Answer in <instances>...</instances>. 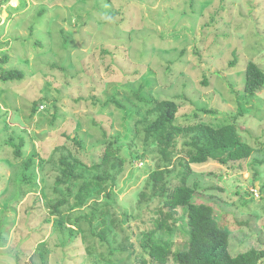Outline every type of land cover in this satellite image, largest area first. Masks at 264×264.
<instances>
[{"label": "rangeland", "instance_id": "rangeland-1", "mask_svg": "<svg viewBox=\"0 0 264 264\" xmlns=\"http://www.w3.org/2000/svg\"><path fill=\"white\" fill-rule=\"evenodd\" d=\"M250 61L264 70V0H0V264L149 259L143 233L163 203L151 199L149 185L158 153L146 147L143 134L137 137L136 124L158 99L181 104V125L235 120L255 147L246 160L195 167L189 185L197 187L195 202L211 204L231 231L232 255L264 249V86L254 97L245 93ZM3 69L26 76L3 82ZM112 98L123 107L108 103ZM114 137L123 146L122 171L80 208L72 207L82 182L75 184L62 221L55 213L67 193L56 184L61 156L72 152L91 167ZM11 138L25 139L23 157L8 144ZM189 139L180 138L179 150ZM145 152L146 158L136 157ZM36 153L41 156L27 170ZM95 201H114L108 223L112 218L117 227L108 241L101 237L102 219L92 221ZM183 214L180 207L175 216ZM185 244L179 232L174 250Z\"/></svg>", "mask_w": 264, "mask_h": 264}, {"label": "trees", "instance_id": "trees-1", "mask_svg": "<svg viewBox=\"0 0 264 264\" xmlns=\"http://www.w3.org/2000/svg\"><path fill=\"white\" fill-rule=\"evenodd\" d=\"M211 5L212 2L207 7ZM204 12L206 11H202L201 15ZM116 15L117 13L113 17ZM185 51L186 48L182 53ZM3 62L8 63L9 57H3ZM25 76L23 70L3 69L1 72L3 82L23 80ZM263 86L264 70L257 63L250 61L246 71L245 93L248 97H254ZM140 99L144 102L149 101L146 97ZM43 100L46 99L34 102L33 113L43 106ZM110 102L123 107V104L115 98L110 99L108 103ZM153 102L154 104L148 109L147 118L137 122L136 133L137 137L143 134L146 147L153 145L158 153L157 167L150 172L149 185L153 190L151 199L157 197L156 200L160 204L163 203V206L153 211L155 213L153 227H149L143 233L142 246L149 259L143 257L142 264H170L171 258L175 260V264H264V249L250 248L235 256L230 253L231 231L222 224L211 204L195 202L197 187L189 185V178L195 167L209 162L228 165L231 162L243 161L252 156L256 151L255 147L243 140L235 120L219 127L202 121L181 125L177 123V115L181 107L177 100L158 99L151 101V104ZM183 135L189 136L190 139L184 141V149L179 150L180 138ZM21 140L23 141L19 144L14 138L8 141V144L15 148L17 157H23L25 154V139L21 138ZM261 145L264 146V141ZM122 147L118 137L109 140L101 162L91 167L85 165L72 152L61 156L59 160L61 175L58 176L56 184L66 185L67 193L55 205V213L61 215L62 221L65 222L66 218L62 215L61 207L69 202L75 184L82 182L72 207L80 208L86 205L91 197L101 195L109 181H114L115 170L117 173L121 172L126 160L121 155ZM36 156L41 155L36 153L26 162L27 170L35 163ZM146 156V152L136 155L142 159ZM91 171H96V175L92 178L87 177L86 174ZM175 171L177 174L174 176L177 177L178 183L173 185L171 179ZM142 196L146 197V194ZM107 197L113 199L112 192H109ZM113 203L114 201H108L99 205L95 201L94 213L92 212L91 215L92 221L102 219L101 237L107 241L113 230L112 226L117 227V222L112 218L108 223L112 214L109 206ZM180 207L184 208V214L181 218H177L176 211ZM164 208H169V211H165ZM179 220L182 221L180 227ZM70 222L72 225L81 226L79 219L75 221L70 219ZM179 232L185 234L186 244L182 249L174 250L175 239Z\"/></svg>", "mask_w": 264, "mask_h": 264}, {"label": "built area", "instance_id": "built-area-1", "mask_svg": "<svg viewBox=\"0 0 264 264\" xmlns=\"http://www.w3.org/2000/svg\"><path fill=\"white\" fill-rule=\"evenodd\" d=\"M28 264H32V262H28Z\"/></svg>", "mask_w": 264, "mask_h": 264}, {"label": "crops", "instance_id": "crops-1", "mask_svg": "<svg viewBox=\"0 0 264 264\" xmlns=\"http://www.w3.org/2000/svg\"><path fill=\"white\" fill-rule=\"evenodd\" d=\"M28 262H31V261L28 260Z\"/></svg>", "mask_w": 264, "mask_h": 264}]
</instances>
